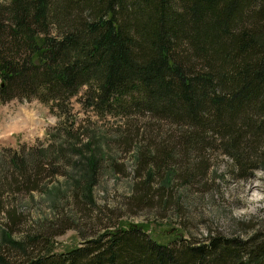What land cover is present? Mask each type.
Here are the masks:
<instances>
[{
	"label": "trees",
	"instance_id": "obj_1",
	"mask_svg": "<svg viewBox=\"0 0 264 264\" xmlns=\"http://www.w3.org/2000/svg\"><path fill=\"white\" fill-rule=\"evenodd\" d=\"M84 85L85 107L181 124L182 152L215 141L229 173L245 177L264 138V0H0V103L36 98L66 112ZM133 189L134 205L151 199L149 186ZM48 239L8 245L18 264H264V231L164 243L106 225L64 251H28Z\"/></svg>",
	"mask_w": 264,
	"mask_h": 264
},
{
	"label": "rangeland",
	"instance_id": "obj_2",
	"mask_svg": "<svg viewBox=\"0 0 264 264\" xmlns=\"http://www.w3.org/2000/svg\"><path fill=\"white\" fill-rule=\"evenodd\" d=\"M86 87L63 102L66 112L36 98L0 103V256L7 264L22 260L9 240L35 234L49 238L28 246L38 253L81 245L106 225L141 226L164 243L178 232L207 242L264 231V138L258 167L238 177L217 142L182 152L181 124L130 109L97 113L82 102ZM134 186L136 195L149 186L151 199L134 205Z\"/></svg>",
	"mask_w": 264,
	"mask_h": 264
},
{
	"label": "clouds",
	"instance_id": "obj_3",
	"mask_svg": "<svg viewBox=\"0 0 264 264\" xmlns=\"http://www.w3.org/2000/svg\"><path fill=\"white\" fill-rule=\"evenodd\" d=\"M241 212L244 211V210H240Z\"/></svg>",
	"mask_w": 264,
	"mask_h": 264
}]
</instances>
